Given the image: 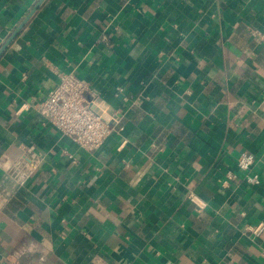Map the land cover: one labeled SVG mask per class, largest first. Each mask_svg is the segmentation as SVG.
Here are the masks:
<instances>
[{"label": "crops", "instance_id": "0c3cea01", "mask_svg": "<svg viewBox=\"0 0 264 264\" xmlns=\"http://www.w3.org/2000/svg\"><path fill=\"white\" fill-rule=\"evenodd\" d=\"M39 1L0 0V264H264V0ZM61 71L119 117L97 149L36 106Z\"/></svg>", "mask_w": 264, "mask_h": 264}, {"label": "built area", "instance_id": "2783aa9c", "mask_svg": "<svg viewBox=\"0 0 264 264\" xmlns=\"http://www.w3.org/2000/svg\"><path fill=\"white\" fill-rule=\"evenodd\" d=\"M248 29L257 42L264 43V30L251 26ZM58 76V82L36 104L37 108L53 127L82 149L99 148L114 130L112 122H119V117L115 115L109 120L93 105L86 96L90 89L89 83L75 72L61 71ZM123 91L124 87L119 85L115 89V95H120ZM257 162L254 153L242 152L237 158V171H224V182L239 178L241 172L249 183L260 184L261 174L256 170ZM38 165V159L23 157L13 163L9 174L22 184L32 176ZM263 230L264 222L252 227L256 234Z\"/></svg>", "mask_w": 264, "mask_h": 264}, {"label": "water", "instance_id": "95a60500", "mask_svg": "<svg viewBox=\"0 0 264 264\" xmlns=\"http://www.w3.org/2000/svg\"><path fill=\"white\" fill-rule=\"evenodd\" d=\"M44 0H40L39 1V3L37 4V6L34 8V11H36L37 10V8L39 7V5L43 2ZM33 11V12H34ZM24 24V23H23ZM23 24L19 27V29L13 34V37L10 39V40H12L17 34H18V32H19V30L21 29V27H23Z\"/></svg>", "mask_w": 264, "mask_h": 264}]
</instances>
